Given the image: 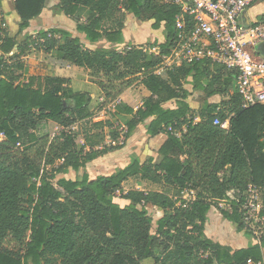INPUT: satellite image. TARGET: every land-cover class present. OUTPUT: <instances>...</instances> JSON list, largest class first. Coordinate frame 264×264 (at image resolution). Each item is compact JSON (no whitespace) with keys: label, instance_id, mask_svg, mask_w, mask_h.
<instances>
[{"label":"trees","instance_id":"1","mask_svg":"<svg viewBox=\"0 0 264 264\" xmlns=\"http://www.w3.org/2000/svg\"><path fill=\"white\" fill-rule=\"evenodd\" d=\"M47 1L14 0L21 18L15 35L0 17V264L264 261V230L256 235L245 223L243 209L246 191L256 186L264 216V104L245 106L233 89L236 72L208 60L157 74L161 55L178 36L179 5L159 0H59L55 5L90 42L124 43L127 13L152 20L153 29L164 26L165 42L154 44L161 53L150 54L139 46L110 52L89 48L61 27L22 35ZM187 21L190 30L193 23L189 17ZM32 50L47 55L56 51L58 59L90 69L96 77L92 82L104 94L103 105L118 101L135 84L150 95L137 109L120 101L112 118L97 120L90 108L92 93L76 90L71 77L28 76L24 57ZM259 52L264 55V43ZM187 84L228 99L205 101L196 116ZM173 100L175 106L164 105ZM123 114L131 115L124 140L150 118L148 135H167L154 150L158 159L151 156L142 163L134 156L112 174L90 179L89 162L124 146L114 124ZM216 118L229 120V127L215 124ZM52 123L59 128L55 133ZM77 125L80 130H75ZM70 171L74 178L64 176ZM133 177L180 192L194 190V195L185 199L162 190H124ZM117 193L126 203L117 200ZM220 202L230 206L221 208L224 217L253 244L235 249L204 235L208 213ZM156 207L164 214L154 221L150 211Z\"/></svg>","mask_w":264,"mask_h":264},{"label":"built area","instance_id":"2","mask_svg":"<svg viewBox=\"0 0 264 264\" xmlns=\"http://www.w3.org/2000/svg\"><path fill=\"white\" fill-rule=\"evenodd\" d=\"M159 1L179 5L181 13L176 18L178 36L161 55L157 74L164 75L184 64L208 60L236 72L233 89L243 97L245 106L264 104V55L259 52L264 43V18L246 20L247 10L257 0ZM187 17L193 23L190 30H186ZM147 52L160 54L161 50L158 47ZM214 123L229 127V120L221 122L216 118ZM169 130L173 132L171 128ZM176 134L181 135L180 132ZM181 193L185 199H191L194 190L185 189ZM245 195L244 221L261 235L264 228V216L260 215L261 190L250 185Z\"/></svg>","mask_w":264,"mask_h":264},{"label":"rangeland","instance_id":"3","mask_svg":"<svg viewBox=\"0 0 264 264\" xmlns=\"http://www.w3.org/2000/svg\"><path fill=\"white\" fill-rule=\"evenodd\" d=\"M59 0H48L47 5H46V14L44 16V19L42 18H35L31 21L30 26L23 31L22 35L25 34H33L36 35L38 32L37 30H40V26H43L42 24L48 23L51 25H57L55 27H61L65 29H71L72 24L71 18L68 16L64 15L63 13H59L55 10V5L58 3ZM0 17L3 19L5 22L6 27L8 28L9 32L11 35H15L19 31V24L21 22V18L19 14L17 13L15 7H14V0H0ZM126 20V16H125ZM44 22V23H43ZM75 22V21H74ZM76 23V22H75ZM77 25V23H76ZM74 27V26H73ZM76 28V26H75ZM73 29V33H77L78 31L76 29ZM77 31V32H76ZM79 33V32H78ZM75 35V34H74ZM89 43L90 41L88 39H84V44ZM92 47H95L100 50H104L106 52H110L111 49H114L111 45H104L103 43L100 44V42L97 43H91ZM86 45V44H85ZM95 45V46H94ZM141 47L147 49L149 51V45H143L139 44ZM123 48L122 50H124ZM157 51V50H156ZM24 60L26 61L28 65V76L30 75H38V76H46V75H60V74H65L66 76H69L72 78L73 81V86L75 89H81L84 90L86 88H90L91 86H97L95 83L92 82V79H96V77L92 74L90 69L82 68V67H73L72 64H68L65 61H62L57 58V53L56 51L53 52L52 54H45L40 51L32 50L27 57H24ZM71 65V66H69ZM187 88L190 91L189 95V103L191 104L196 116L197 112L200 109V107L204 104L205 101L209 102H214L217 101L218 99L222 98V95H212L209 96L205 92H200L198 90H195L191 85H186ZM99 89V87H98ZM101 90V89H100ZM92 93V102L90 104L91 109L95 111L96 114V119H108L112 118V104H115L116 102L109 104V105H103L104 104V97L103 100L98 99V95L95 94L94 92ZM143 88L141 87L140 84H135L134 86L128 88L121 96L119 97L118 100L125 101L126 103L134 106L137 108L138 106L141 105L143 102V99L145 97L144 95ZM104 96V94H103ZM168 104L166 105H171L175 106L176 102L169 101L167 102ZM130 119L129 115H119L117 118H114V124L116 126L119 125V130L122 132V136L119 139V142H122L124 140V134L126 131V123ZM53 133H55L59 128L56 124L52 123L51 125ZM80 126L77 125L75 127V130H80ZM109 129L107 128V131ZM107 142H111V139L108 137ZM132 149V146H131ZM130 148L128 149V151ZM127 151V150H126ZM136 154V152H134ZM128 154L125 156V159H128ZM140 158V156L138 155ZM140 160H144L143 156L140 158ZM117 167L114 166V159L110 155H103L97 160H94L87 165V173L89 175L90 179H93L97 177L98 175L101 174H112ZM65 177H70L74 178L76 176V173L74 171H70L68 174L64 175ZM132 188L136 189H145V190H162L166 191L172 195H179L182 194L178 189H175L170 186H164L162 184H156L152 183L146 180L141 179L140 177H133L130 180L126 181L124 183L123 189L124 190H129ZM117 200L121 203H126L124 199L121 198V194L117 193ZM151 214L153 216L154 221H156L160 215H162L163 211L162 210H157V209H151ZM251 228V227H250ZM253 228V226H252ZM253 230V229H252ZM264 230V228H263ZM255 233V230H254ZM256 234V233H255ZM257 235V234H256ZM258 236H261L258 234ZM143 264H153L152 260H145L143 261Z\"/></svg>","mask_w":264,"mask_h":264},{"label":"crops","instance_id":"4","mask_svg":"<svg viewBox=\"0 0 264 264\" xmlns=\"http://www.w3.org/2000/svg\"><path fill=\"white\" fill-rule=\"evenodd\" d=\"M46 8L42 12V14L40 16H38L37 18L44 19V16L46 14ZM263 14H264V0H257L247 10L246 20L254 21L256 19H259ZM152 23H153L152 20H142L140 18L135 17L131 13H127L126 14V20H125V28H124V39H125L124 43L118 44V45H111L105 39H101L97 42H100V44L103 43L104 45H111L112 47H116L119 50H122L123 48H129L131 46L141 47L139 44H143V45L148 44L149 50H152L154 48H158L159 46H154V44L165 42V40H166L165 27L162 26L160 29L156 30V29L152 28ZM70 24H72L71 29L73 30L76 26V23L74 21H71ZM42 25L43 26H40V28H39L40 30L41 29H49V28L57 26V25L54 26V25H51L48 23L47 24L44 23ZM68 30H70V29H68ZM72 30H70V31H72ZM37 31H39V30H37ZM74 34H75V36L81 37L83 42H84V39H87L86 36L82 33L77 32ZM97 42H89V43L85 42V44L87 47L95 49V47L91 46L92 45L91 43H97ZM69 66H71V65H69ZM73 67L77 68L78 66L73 65ZM60 76L69 77V76H66L65 74H60ZM140 85L143 88V91L145 93L144 94L145 97L143 99V102H144V100L150 95V92L142 84H140ZM78 90H81V89H78ZM84 90L94 92L95 94L98 95V99L103 100V93L100 90V88L98 89L97 86L93 85L90 88H86ZM222 96H223L222 98H220L214 102H221L223 99H228L227 96H225V95H222ZM122 102H125V101H122ZM143 102L141 103L140 106L143 105ZM166 104H168V103L167 102L164 103L165 106H171V105H166ZM128 105H130V104H128ZM130 106H132V105H130ZM140 106H138V107H140ZM132 107L134 109L138 108V107L135 108L134 106H132ZM199 110H198V112H199ZM123 115H127V114H123ZM129 116L131 118V115H129ZM196 120H199V118L197 117ZM150 121H151V118L147 119L144 122L139 123L137 125V127L135 128L133 134L129 138L124 140L125 144L122 148L112 150V151L108 152L107 154H105V156H107V155L112 156V158L114 159V166L117 167L116 169L126 166L127 164H129L131 162V160L134 156L138 157V155L140 156V158H142V156H143L144 160H142V163L145 162L151 156H154L156 160L158 159V154L154 150L158 149L160 147V145L166 140L167 135L166 134H160L159 136L151 138L147 133V129H148V125H149ZM131 146H132V149H131ZM129 148H130V150L128 151ZM134 152H136V154H134ZM128 154H130L128 156V159H125V156H127ZM100 157H98V158H100ZM98 158H96L95 160H97ZM233 193H234V191H232L230 194L233 195ZM218 205L219 206L212 207V209L208 213V217H207V220L205 222L204 230H203L204 235L207 238L212 239L214 242H218L220 244L230 246V247L235 248V249L248 247L251 244H253L254 243L253 239L246 236L244 231H239L237 229L236 224L234 222L226 219L224 217V215L222 214L221 208L230 209V206L226 203H221V202ZM154 209L159 210L160 208L156 207ZM160 210L163 211V213H162V215H163L164 210L163 209H160ZM162 215H160L159 218Z\"/></svg>","mask_w":264,"mask_h":264}]
</instances>
